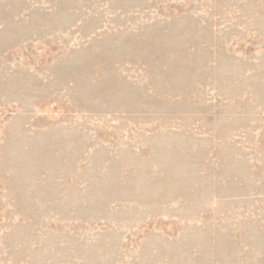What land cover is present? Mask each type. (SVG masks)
Listing matches in <instances>:
<instances>
[{
  "label": "rangeland",
  "instance_id": "obj_1",
  "mask_svg": "<svg viewBox=\"0 0 264 264\" xmlns=\"http://www.w3.org/2000/svg\"><path fill=\"white\" fill-rule=\"evenodd\" d=\"M124 29L148 97L53 87ZM0 88V264H264V0H0Z\"/></svg>",
  "mask_w": 264,
  "mask_h": 264
},
{
  "label": "bare ground",
  "instance_id": "obj_2",
  "mask_svg": "<svg viewBox=\"0 0 264 264\" xmlns=\"http://www.w3.org/2000/svg\"><path fill=\"white\" fill-rule=\"evenodd\" d=\"M121 31H118V32L114 33V35H111L112 37H114L117 34H119V36L117 38L115 37L116 38L115 40H113V41L110 40V42L107 45H105L106 43L104 44V43L100 42V40H95L94 39L87 48L84 47L83 49H81V51H77V52H75L73 54L72 53V49H66V51H64L60 57H56L55 60L58 59L56 61V63H58V62H60V63L58 65L51 66L49 68V73L51 72L53 75H55L57 73L56 75L59 76V77L61 76L60 77L61 79L58 77L60 81L56 80L53 83V87H58V88L61 87L62 89L63 88H67L69 92H74V93L75 92H79L78 90L83 91L84 87H85V91L89 93V91L92 92V90H91L92 89V84H89L90 86L88 85L89 80H91L93 78L90 83H97L98 84L99 80L103 79V81L99 85V90L102 91L100 89V87L104 88V89H106V87H107L106 91H108L109 95L113 96V94H115V92L118 91L121 94H123L125 96H128V99H131V100L136 94H139V93L143 96L142 99H144L145 97H148L147 94H145L146 90L135 88V87H133L130 84L129 78L126 76L127 73H125L126 70L124 71V69H123L124 67L120 68V66H118L116 64L117 63H122V62H129V63L130 62H137V61L143 62L150 68V71L152 73H154L151 80L153 82L156 81L157 83H160V79L159 78H160L161 70H156L154 68H157V66L159 64H163V63H164L165 66L171 67L173 64L169 65L168 62H170V63L176 62L174 60H177L178 58H180V55H177V53H181V51H176L175 50L173 53H171L172 49H170V51H168L169 48H167V50H164V48H162V46H166V45L164 44L165 42L162 40L163 38L160 41H159L160 37L157 38L158 40L155 39V41H157V42L159 41V43H157V44L161 48H152L151 45H146L145 44L146 42L145 43L140 42L139 39H138L139 37L137 38V35L135 34V32L132 33L129 30H126V29L121 30ZM103 36H105V35H103ZM109 38H111V37H109ZM166 44H168V47L171 46L170 43H166ZM97 51H99L101 57H105L108 61L110 60L111 61L110 62L111 66L112 65L113 66L112 67H99L98 68L99 70L97 69L95 73H94V71H92L88 67L86 69L89 71V73H85L82 76V74H80V72L83 71V68H84L83 65L85 64L84 62H86V60H87V62L92 61V60L95 61V57H94L95 54L94 53L97 52ZM91 53H92V55H91ZM69 59H72V60L76 59V61H73L72 63H70L69 65H67L65 67H63V65H60L61 62L66 61V60L69 61ZM185 60H186V58H185ZM107 63H109V62H107ZM153 63H155V66L153 65ZM145 64H143V65H145ZM86 66H88L87 63H86ZM84 75H87L90 78L84 77ZM71 81L74 82L75 86L74 87H71V86L65 87ZM1 82H2V80H1ZM11 83L14 85L16 83V81L13 79L11 81ZM38 83H39V80H36V78L32 79V85L33 84H38ZM45 87L46 88L43 89L44 91H46V90H48L50 88V84H46ZM1 89L3 90V88H0V90ZM18 90H21V86L20 85H16V88H14V90H12V91L17 92ZM49 91H51V90L49 89ZM28 92L34 93L33 87H32V90L29 89ZM84 94H86V93H84ZM108 94H107V96H109ZM102 95H105V94H103V92H101V96ZM132 95H133V97H132ZM141 95H139V96H141ZM102 102L108 103L107 100H103V99H102ZM114 104L115 103H113V106H114ZM136 106L141 107L142 103L138 102V104H136ZM50 139H52V138H50ZM153 140L154 141H158V140H156L153 137L149 138L150 142L153 141ZM60 141H61V139H60ZM42 142H44V141L42 140L40 143H42ZM45 143H47V142H45ZM51 145H52V143H51ZM142 154H144V155L153 154L155 156H159V155H166V151L163 150L162 147H160V148L157 147L156 149L148 151L147 153L143 152ZM75 155H76V153H75ZM46 157H48V156H46ZM53 159H54V157H53Z\"/></svg>",
  "mask_w": 264,
  "mask_h": 264
}]
</instances>
